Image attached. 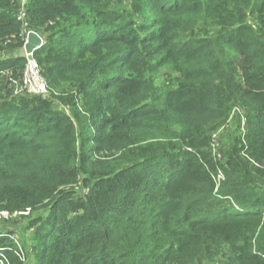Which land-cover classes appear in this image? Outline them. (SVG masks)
Returning <instances> with one entry per match:
<instances>
[{"label":"trees","instance_id":"obj_1","mask_svg":"<svg viewBox=\"0 0 264 264\" xmlns=\"http://www.w3.org/2000/svg\"><path fill=\"white\" fill-rule=\"evenodd\" d=\"M29 30L50 96L0 78L4 264H264V0H0V69Z\"/></svg>","mask_w":264,"mask_h":264},{"label":"built area","instance_id":"obj_2","mask_svg":"<svg viewBox=\"0 0 264 264\" xmlns=\"http://www.w3.org/2000/svg\"><path fill=\"white\" fill-rule=\"evenodd\" d=\"M25 1V0H23ZM26 12L23 11L21 13V17H25ZM31 31V30H29ZM29 31L26 32L25 42ZM23 67V69L19 72L14 71L11 68H2L0 69V78L4 80V83L8 85L11 93L13 95H39L42 97H49L50 90L47 79L43 75V71L39 63L35 58L28 59ZM235 110H238L239 114L243 113L241 108H235L231 115V119L235 115ZM245 117L241 118V126L244 130L245 127ZM226 127V126H225ZM225 127L220 128L212 135L211 146L214 153H218L221 145L219 144L218 135ZM218 156H220L218 154ZM221 175H219L220 177ZM0 216H10L8 212L0 211ZM0 264H4L3 260L0 258Z\"/></svg>","mask_w":264,"mask_h":264},{"label":"rangeland","instance_id":"obj_3","mask_svg":"<svg viewBox=\"0 0 264 264\" xmlns=\"http://www.w3.org/2000/svg\"><path fill=\"white\" fill-rule=\"evenodd\" d=\"M165 69L166 68H162V70L156 74L155 80L159 85H162L168 79V76L165 75ZM238 114V110H235V116L230 120L229 124L219 133L218 138L220 145L222 144V142H225V139L227 140L228 136L234 131V129L237 128L238 122L236 116H238ZM26 216H29L28 213H26L25 215L17 214L13 217L0 216V233H10L12 241L19 247H22L24 244L29 246L30 244V232L26 231L25 227L27 221Z\"/></svg>","mask_w":264,"mask_h":264},{"label":"water","instance_id":"obj_4","mask_svg":"<svg viewBox=\"0 0 264 264\" xmlns=\"http://www.w3.org/2000/svg\"><path fill=\"white\" fill-rule=\"evenodd\" d=\"M46 43V36L36 31H29L24 46L19 50V55L27 57L28 59L34 58L36 50L41 48Z\"/></svg>","mask_w":264,"mask_h":264}]
</instances>
